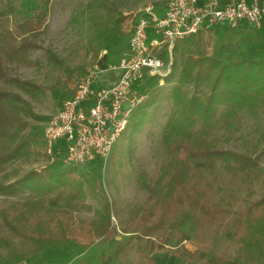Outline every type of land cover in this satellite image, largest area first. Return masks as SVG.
Listing matches in <instances>:
<instances>
[{
  "label": "rangeland",
  "instance_id": "374dc122",
  "mask_svg": "<svg viewBox=\"0 0 264 264\" xmlns=\"http://www.w3.org/2000/svg\"><path fill=\"white\" fill-rule=\"evenodd\" d=\"M168 1L47 0L39 6L47 12V19L36 40L38 47L29 50L27 65L19 64L15 67L7 64V72L11 77L33 82L36 87L35 93L30 94L13 86L27 100L32 112L30 117L25 118L28 123L25 133L36 135L40 142L31 147L29 158L8 168L10 177L14 180L30 171L43 175L65 172L85 182L86 207L80 201H75L74 206L69 208L76 224L87 226L95 218V211L108 202L117 233L111 241L104 238L77 241L65 239L46 245L41 238L22 240L13 237L1 228L3 220L0 218V264H18L22 261L29 264H99L103 254L114 255L118 246L129 240L131 233L149 224L142 218L155 205L156 196L152 191L157 189L160 195H175L186 185L177 184V181H181L178 171L180 166L167 153L163 133L176 108L174 94L178 88L179 95L187 98L197 96L204 103L210 99V107L215 108L213 115L195 123L193 130L207 132L211 143L214 142L221 149L260 156V166L264 170V155H261L264 152V100L259 102L257 99L252 108L242 107L237 110V107L227 104L225 99L219 102V96L211 97L213 79L217 75L216 63L238 61V45L241 44L239 30L229 28L225 23L214 26L211 49H207L206 54L199 56V59L190 60L196 66L189 78L183 74V68L190 62L184 50L192 37L174 45L175 50L173 47L171 54L168 53L164 59L163 77L158 76L157 83L148 85L145 79L135 85L137 94L142 98L141 102L134 108L127 129L113 144L108 156L97 158L84 167L72 168L63 164L61 159H54L46 153L41 136L48 118L59 109L64 99L74 94L93 64L99 61L105 65L103 62L106 58L110 62L119 63V50L124 48L126 40L128 42L140 11L151 6L158 11L165 8ZM7 3L15 9L12 18L21 19L31 15V10L39 5V0H7ZM107 20L111 22L108 32L105 31ZM252 30L256 29L252 27ZM148 31L150 37H154L152 30ZM101 34L104 42L97 53L91 41ZM194 36L204 45L208 31L202 30ZM104 51L107 54L100 60ZM256 54L264 56V48ZM197 73L203 74L199 83L194 80ZM103 75L113 74L107 72ZM103 83L105 85L107 81ZM91 178H95L98 183L96 195L86 182ZM191 179L188 181L193 183ZM169 183H172L173 190H170ZM216 183L213 180L215 186ZM253 190L254 198H257L260 193L258 183L254 184ZM215 191L217 193L213 200L218 201L223 193ZM27 194L24 191L17 195L0 194V211L7 210L10 216L18 213L23 208L22 203ZM246 198V191L241 187L232 205L225 201L224 209H230L233 213L226 214L221 222H209L197 213L186 212L180 226L172 231L173 237L166 247L154 254L156 263L208 264V258L212 255L235 254L237 245H228L224 232L231 227L235 213L243 209ZM59 216L63 217V213H59ZM34 244L43 247V252L33 253ZM200 254H206V257L202 258ZM123 261L120 257L112 264H123Z\"/></svg>",
  "mask_w": 264,
  "mask_h": 264
},
{
  "label": "trees",
  "instance_id": "16d2710c",
  "mask_svg": "<svg viewBox=\"0 0 264 264\" xmlns=\"http://www.w3.org/2000/svg\"><path fill=\"white\" fill-rule=\"evenodd\" d=\"M6 1L0 0V194L17 195L23 191L28 194L18 213L10 216L7 210L0 211V218L3 220L1 228L22 240L41 238L46 245L65 239L77 241L104 238L111 241L117 230L111 220L108 202L95 211V218L87 226L77 225L69 211L75 201H80L85 206V182H80L65 172L43 175L30 171L14 180L10 177L8 168L29 158L31 147L39 144L40 139L36 135L25 133L28 125L25 118L30 117L32 112L27 100L13 86L30 94L35 93L36 87L29 80L11 77L7 72V64L16 67L29 63L28 52L38 47L36 40L47 19V12L39 6L47 0H39V5L31 10V15L21 19L12 18L15 9L13 5L6 4ZM108 20L106 32L111 23ZM207 31L205 46L195 36L186 44L184 51L185 55H189L187 60L199 59L211 47L212 29ZM131 34L132 30L128 41ZM103 42L102 34L92 39L91 45H94L97 53ZM127 46L126 40L123 49H127ZM158 56L164 60L168 56L167 50L159 51ZM195 66L192 61L188 62L183 68L184 76L189 78ZM216 70L211 97L219 96V102L225 99L227 104L237 107V110L242 107L252 108L257 99L263 102L264 60L249 59L229 64L219 61L216 63ZM202 75L197 73L194 80L199 83ZM145 79L149 85L157 83L159 77L146 75L140 82ZM179 92L178 88L174 94L176 108L163 133L167 153L180 166L178 171L181 181L175 180L178 186L186 184L185 188L175 195H160L157 189L153 190L155 205L142 218L149 224L146 223L140 230L131 233L129 240L119 245L114 255L103 254L99 264H112L120 257L124 260L123 264H157L154 254L166 247L173 237L172 231L180 226L186 212L197 213L209 222H221L226 214L233 213L230 209H224L225 201L232 205L235 194L241 187L246 191L247 202L239 213H235L231 227L224 232L228 245H237V251L227 256L212 255L208 258V264H264V170L260 166V156L221 149L214 142L211 143L207 132L193 130L194 124L213 115L215 108L210 107V99L209 103H204L197 96L187 98L179 95ZM191 177L193 183L188 181ZM213 180L217 182L216 186ZM86 182L96 195V179L91 178ZM255 183H258L260 189L257 198H254ZM169 188L174 189L172 183H169ZM215 190L223 193L218 201L213 200L217 193ZM59 213H63V217ZM42 214L45 215L42 217ZM33 246V253L43 252V247L36 244ZM200 256L205 258L206 254Z\"/></svg>",
  "mask_w": 264,
  "mask_h": 264
},
{
  "label": "built area",
  "instance_id": "2783aa9c",
  "mask_svg": "<svg viewBox=\"0 0 264 264\" xmlns=\"http://www.w3.org/2000/svg\"><path fill=\"white\" fill-rule=\"evenodd\" d=\"M243 22L257 29L263 26L264 0H169L163 14L154 6L143 9L119 63L93 64L74 94L48 118L42 132L46 153L72 168L108 156L141 102L135 85L146 75L163 77L165 61L158 56L159 51L171 54L176 43L202 30L220 23L237 29ZM115 71H121L119 80L100 87L101 76Z\"/></svg>",
  "mask_w": 264,
  "mask_h": 264
},
{
  "label": "crops",
  "instance_id": "0c3cea01",
  "mask_svg": "<svg viewBox=\"0 0 264 264\" xmlns=\"http://www.w3.org/2000/svg\"><path fill=\"white\" fill-rule=\"evenodd\" d=\"M165 8L159 9L158 10L159 14H163L165 12ZM211 29H212V32L214 33V27ZM237 29L239 30L238 36H239V40L241 44L238 45L239 46L238 53H237L238 61L236 62H241V61H245L249 59L264 60V56H260L256 54L259 49L264 48V22H263V26L259 29L255 28L256 30H252V26L248 25L246 22H243L242 25ZM151 33L154 34L153 31H151ZM174 50H175V47H174ZM124 51H126V48L123 49L119 54L121 55ZM108 60L109 58H106L103 63L104 64L111 63ZM110 73H112L113 75H110V76L103 75L104 76L103 81L99 82L100 87H109L113 85L119 80L121 76V71H115L114 73L113 72H110ZM104 80L107 81L105 85L103 83ZM47 264H57V262L47 263Z\"/></svg>",
  "mask_w": 264,
  "mask_h": 264
}]
</instances>
